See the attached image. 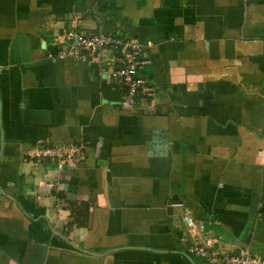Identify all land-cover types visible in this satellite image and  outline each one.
<instances>
[{"label":"crops","instance_id":"1","mask_svg":"<svg viewBox=\"0 0 264 264\" xmlns=\"http://www.w3.org/2000/svg\"><path fill=\"white\" fill-rule=\"evenodd\" d=\"M69 29L137 39L157 96L57 59ZM183 214L264 256V0H0V264H209Z\"/></svg>","mask_w":264,"mask_h":264},{"label":"built area","instance_id":"2","mask_svg":"<svg viewBox=\"0 0 264 264\" xmlns=\"http://www.w3.org/2000/svg\"><path fill=\"white\" fill-rule=\"evenodd\" d=\"M55 57L61 60L95 64L106 80L120 83L123 87L122 102L135 106L157 96L158 89L145 75L151 64L144 45L137 39L119 31H98L92 34L80 33L75 29L63 30L53 38ZM149 45V44H148ZM83 144L37 145L28 157L39 161H54L59 169L62 165H75L83 157ZM59 208L67 206L66 201H58ZM172 208H180L173 203ZM184 229L181 242L186 252L209 264H264V256L252 254L247 249L235 254L224 251L218 244L213 231L202 221L189 214L180 216Z\"/></svg>","mask_w":264,"mask_h":264},{"label":"water","instance_id":"3","mask_svg":"<svg viewBox=\"0 0 264 264\" xmlns=\"http://www.w3.org/2000/svg\"><path fill=\"white\" fill-rule=\"evenodd\" d=\"M78 6H80V2H78Z\"/></svg>","mask_w":264,"mask_h":264}]
</instances>
